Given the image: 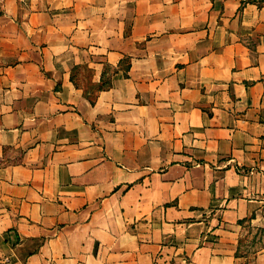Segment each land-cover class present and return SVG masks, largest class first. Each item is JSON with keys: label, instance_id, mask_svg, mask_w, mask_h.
<instances>
[{"label": "crops", "instance_id": "obj_1", "mask_svg": "<svg viewBox=\"0 0 264 264\" xmlns=\"http://www.w3.org/2000/svg\"><path fill=\"white\" fill-rule=\"evenodd\" d=\"M0 264H264V0H0Z\"/></svg>", "mask_w": 264, "mask_h": 264}]
</instances>
